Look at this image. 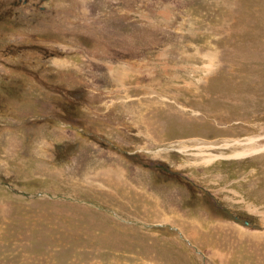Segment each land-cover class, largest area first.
Returning a JSON list of instances; mask_svg holds the SVG:
<instances>
[{"label": "rangeland", "instance_id": "1", "mask_svg": "<svg viewBox=\"0 0 264 264\" xmlns=\"http://www.w3.org/2000/svg\"><path fill=\"white\" fill-rule=\"evenodd\" d=\"M258 178L264 0H0V264H264Z\"/></svg>", "mask_w": 264, "mask_h": 264}, {"label": "bare ground", "instance_id": "2", "mask_svg": "<svg viewBox=\"0 0 264 264\" xmlns=\"http://www.w3.org/2000/svg\"><path fill=\"white\" fill-rule=\"evenodd\" d=\"M252 141H253V140H251L250 142H252ZM258 150H259V149H254L253 151L256 152V151H258ZM243 155H246V153H243ZM243 155H242V156H243ZM263 180H264V179H262V178H258L257 181L261 182V181H263ZM221 231H223V230H221ZM240 237H241V236H240ZM192 238H193V237H192ZM220 238H221V235H220ZM220 238L218 239L219 242H217V243H219V244H220V242H222V239H223V238H221V239H220ZM235 238H236V237H235ZM237 239H238V238H237ZM193 240H194V242H198L197 239H196V237H194ZM209 241H210V240H209ZM231 243H232V242H231ZM213 244H214V243H213ZM210 245H211V244H210ZM222 245H224V243H222ZM212 246H213V245H212ZM227 250H228V249H227ZM211 257H213V255H211Z\"/></svg>", "mask_w": 264, "mask_h": 264}]
</instances>
